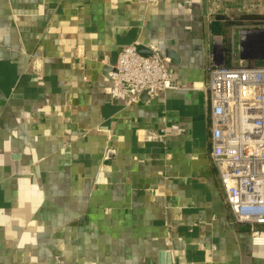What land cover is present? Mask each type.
Wrapping results in <instances>:
<instances>
[{"label":"crops","instance_id":"crops-1","mask_svg":"<svg viewBox=\"0 0 264 264\" xmlns=\"http://www.w3.org/2000/svg\"><path fill=\"white\" fill-rule=\"evenodd\" d=\"M219 1L0 0V264H264L210 159ZM134 42L178 89L116 92Z\"/></svg>","mask_w":264,"mask_h":264},{"label":"built area","instance_id":"built-area-1","mask_svg":"<svg viewBox=\"0 0 264 264\" xmlns=\"http://www.w3.org/2000/svg\"><path fill=\"white\" fill-rule=\"evenodd\" d=\"M264 31V29H248ZM242 33V34H243ZM212 49L202 90L209 101L210 159L237 225L247 226L252 245L264 246V61L259 65H227ZM131 43L117 53L108 77L130 103L176 90L167 59L150 47L149 54ZM261 226V227H260ZM166 251L171 242L164 241Z\"/></svg>","mask_w":264,"mask_h":264},{"label":"rangeland","instance_id":"rangeland-1","mask_svg":"<svg viewBox=\"0 0 264 264\" xmlns=\"http://www.w3.org/2000/svg\"><path fill=\"white\" fill-rule=\"evenodd\" d=\"M219 2L222 3V8H213V11L223 15L225 20L220 25L217 35H210V40L215 41L213 47L215 60L227 65L261 64L264 61V31L245 33L242 31L264 29V19L252 22L241 20L239 17L243 14H264V0H236V3L232 0H220Z\"/></svg>","mask_w":264,"mask_h":264},{"label":"trees","instance_id":"trees-1","mask_svg":"<svg viewBox=\"0 0 264 264\" xmlns=\"http://www.w3.org/2000/svg\"><path fill=\"white\" fill-rule=\"evenodd\" d=\"M215 18L216 19H215L214 24L212 25V29H213L214 33H217V32L220 31L219 30L220 29V25H222V22H224L225 17L223 15L216 14ZM239 18L241 20L255 22L257 20L264 19V14H256V13L255 14H243ZM261 228H263V227H261Z\"/></svg>","mask_w":264,"mask_h":264},{"label":"water","instance_id":"water-1","mask_svg":"<svg viewBox=\"0 0 264 264\" xmlns=\"http://www.w3.org/2000/svg\"><path fill=\"white\" fill-rule=\"evenodd\" d=\"M142 95H145V94H142Z\"/></svg>","mask_w":264,"mask_h":264}]
</instances>
